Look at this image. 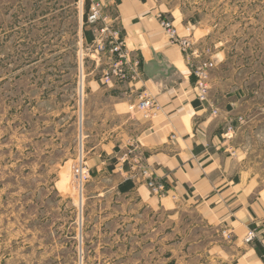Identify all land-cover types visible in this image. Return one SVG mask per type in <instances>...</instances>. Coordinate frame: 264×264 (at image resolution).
Listing matches in <instances>:
<instances>
[{
  "label": "crops",
  "instance_id": "crops-1",
  "mask_svg": "<svg viewBox=\"0 0 264 264\" xmlns=\"http://www.w3.org/2000/svg\"><path fill=\"white\" fill-rule=\"evenodd\" d=\"M107 13L139 61L138 79L105 84L101 62L87 53L92 67L81 72L84 90L72 113L89 173L85 199H95L107 222L121 220L120 246L138 255L134 264H264V117L257 105L248 120L238 112L239 90L220 84V50L205 37L194 40L201 32L174 0H108ZM158 14L191 38L187 54L164 34ZM206 48L211 53L203 55ZM201 59L214 63L204 103L193 75ZM140 92L155 101L150 116L136 108ZM136 159L164 183V195L131 178Z\"/></svg>",
  "mask_w": 264,
  "mask_h": 264
},
{
  "label": "rangeland",
  "instance_id": "rangeland-1",
  "mask_svg": "<svg viewBox=\"0 0 264 264\" xmlns=\"http://www.w3.org/2000/svg\"><path fill=\"white\" fill-rule=\"evenodd\" d=\"M174 2L201 32L194 40L220 50V84L239 90L238 112L248 120L257 105L264 117V0ZM85 14L80 0H0V264L138 257L120 246L121 220L107 222L85 199L89 173L72 124L81 72L92 67Z\"/></svg>",
  "mask_w": 264,
  "mask_h": 264
},
{
  "label": "built area",
  "instance_id": "built-area-1",
  "mask_svg": "<svg viewBox=\"0 0 264 264\" xmlns=\"http://www.w3.org/2000/svg\"><path fill=\"white\" fill-rule=\"evenodd\" d=\"M107 2L108 0H80L81 7L86 9V24L92 33V42L86 46V49L93 59L101 62V78L105 84L136 81L138 79L139 61L136 57L130 55L119 30L115 27L114 18L107 13ZM158 20L170 42L179 45L182 52L187 54L193 45L191 38L180 36L172 20L164 15L158 14ZM207 53L210 54L211 50L208 49ZM213 67L214 63L209 59H201L193 67L196 98L200 103L208 101V81L210 70ZM136 98V108L142 111L144 116H150L153 110L157 109L154 99L148 93L140 92L136 95ZM228 130H231V128ZM128 152L131 153L132 150ZM132 168L131 178L135 182L144 184L153 195L162 196L166 193L164 183L139 159L134 160ZM77 174L80 178H84L82 169L79 170L78 168ZM223 233L225 234L226 231ZM225 236L228 239L231 238L230 233H226ZM252 237L253 234L251 233L247 240L249 241Z\"/></svg>",
  "mask_w": 264,
  "mask_h": 264
},
{
  "label": "trees",
  "instance_id": "trees-1",
  "mask_svg": "<svg viewBox=\"0 0 264 264\" xmlns=\"http://www.w3.org/2000/svg\"><path fill=\"white\" fill-rule=\"evenodd\" d=\"M85 20V19H84ZM86 22V20H85ZM83 38H84V42L86 41H90L92 39L91 33L88 31V26L87 24H84V28H83Z\"/></svg>",
  "mask_w": 264,
  "mask_h": 264
}]
</instances>
